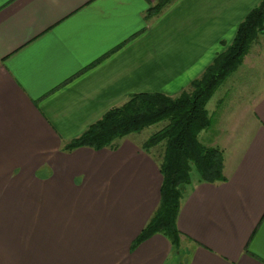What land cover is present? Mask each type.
I'll return each instance as SVG.
<instances>
[{"label": "crops", "instance_id": "0c3cea01", "mask_svg": "<svg viewBox=\"0 0 264 264\" xmlns=\"http://www.w3.org/2000/svg\"><path fill=\"white\" fill-rule=\"evenodd\" d=\"M156 1L0 0V264H264V88L223 117L225 179L183 187L177 247L132 248L163 182L133 134L64 148L133 93L188 88L261 0Z\"/></svg>", "mask_w": 264, "mask_h": 264}, {"label": "trees", "instance_id": "16d2710c", "mask_svg": "<svg viewBox=\"0 0 264 264\" xmlns=\"http://www.w3.org/2000/svg\"><path fill=\"white\" fill-rule=\"evenodd\" d=\"M173 0H157L148 8L153 15ZM264 33V0L254 6L240 23L233 40L218 52L203 73L176 95L162 92H136L120 105L107 110L79 136L69 140L65 149L78 146L117 148L119 139L156 122L166 121L142 144L165 141L160 169L163 174L161 200L157 208L134 239L132 248L157 232L166 235L174 246L180 243L181 231L177 218L183 197V187L192 182L195 167L199 181L225 179L224 150L207 145L198 138L200 131L211 124L207 102L220 83L243 61L254 39Z\"/></svg>", "mask_w": 264, "mask_h": 264}, {"label": "rangeland", "instance_id": "374dc122", "mask_svg": "<svg viewBox=\"0 0 264 264\" xmlns=\"http://www.w3.org/2000/svg\"><path fill=\"white\" fill-rule=\"evenodd\" d=\"M248 52L249 55L244 57L247 63H241L219 84L207 105L210 110L211 124L202 129L198 135L199 140L204 144L212 145L218 141L220 128L227 125L223 119L225 114L232 115L235 110L237 112L245 110L253 98L264 88V82H262L264 80V63L259 61L254 66L250 65L252 64L251 58L254 60L263 58L264 60V33L258 34ZM227 121V123L230 122L229 119ZM165 122L164 120L148 125L141 131L132 133V136L143 144ZM164 150L165 141L149 147V152L158 159L159 163L163 159ZM198 175L199 172L194 167L191 172L192 179H196Z\"/></svg>", "mask_w": 264, "mask_h": 264}]
</instances>
